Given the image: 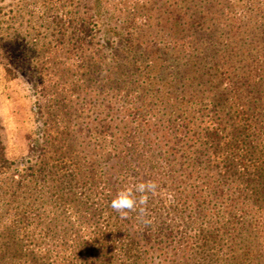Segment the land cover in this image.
I'll list each match as a JSON object with an SVG mask.
<instances>
[{
	"label": "rangeland",
	"instance_id": "374dc122",
	"mask_svg": "<svg viewBox=\"0 0 264 264\" xmlns=\"http://www.w3.org/2000/svg\"><path fill=\"white\" fill-rule=\"evenodd\" d=\"M142 1L0 0V264H264V104L247 129L187 51L127 40ZM148 181L146 215L110 207Z\"/></svg>",
	"mask_w": 264,
	"mask_h": 264
},
{
	"label": "trees",
	"instance_id": "16d2710c",
	"mask_svg": "<svg viewBox=\"0 0 264 264\" xmlns=\"http://www.w3.org/2000/svg\"><path fill=\"white\" fill-rule=\"evenodd\" d=\"M159 2L160 4L154 0L142 1L131 8L133 14L130 16V25L126 26L135 29H132L133 33H130L127 40L139 44L143 42L140 37L133 36L135 33L155 34L158 31L164 34L168 37V47L176 51L182 48L188 53L187 59H192L191 67H195L193 72L190 68H183L187 76L191 80L196 76L200 77L204 84L208 82L211 85L213 81L222 84L221 98L233 103L234 107L229 105V108L244 121L243 127L249 129L250 111L263 107L264 87L253 80V76H250L251 70L243 65L247 64V52L253 48L264 49V1L239 5L233 4L231 0ZM166 6L169 8L167 14L162 9ZM156 12H160L158 16L163 17L165 22H158L154 26ZM155 39L157 38L151 37L144 43L158 49L159 43ZM155 49L150 52L152 55L149 51L145 52L143 58L148 64L156 61ZM238 52H241L240 57H237ZM178 57L179 53L173 52V58L177 59L175 68L179 64ZM250 61H254V58ZM186 63L183 65L187 66ZM237 63L242 65L237 67Z\"/></svg>",
	"mask_w": 264,
	"mask_h": 264
},
{
	"label": "clouds",
	"instance_id": "9594fccd",
	"mask_svg": "<svg viewBox=\"0 0 264 264\" xmlns=\"http://www.w3.org/2000/svg\"><path fill=\"white\" fill-rule=\"evenodd\" d=\"M156 189L157 184L154 181L140 182L124 187L113 197L110 207L119 213L122 218H126L130 211H136L137 209L142 215H146L147 209L142 206L148 202L147 193H155ZM145 223H150V221L146 220Z\"/></svg>",
	"mask_w": 264,
	"mask_h": 264
}]
</instances>
